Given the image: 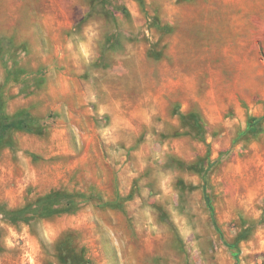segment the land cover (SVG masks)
<instances>
[{
  "label": "rangeland",
  "instance_id": "obj_1",
  "mask_svg": "<svg viewBox=\"0 0 264 264\" xmlns=\"http://www.w3.org/2000/svg\"><path fill=\"white\" fill-rule=\"evenodd\" d=\"M21 110L0 264H235L236 239L264 264V0H0V118ZM61 193L76 211L45 213Z\"/></svg>",
  "mask_w": 264,
  "mask_h": 264
},
{
  "label": "trees",
  "instance_id": "obj_2",
  "mask_svg": "<svg viewBox=\"0 0 264 264\" xmlns=\"http://www.w3.org/2000/svg\"><path fill=\"white\" fill-rule=\"evenodd\" d=\"M260 122V119L257 120ZM40 130L39 127H36L35 129L32 128V116L27 110H21L17 112L16 114L12 116H6L0 118V146L2 143H4L5 140L9 137L10 133L12 132H25V133H31L36 134ZM58 195H62L63 197H57V195L49 194L44 196L43 198H40V202L43 200L47 202L43 203V211L47 213L48 215L54 214V213H62L64 211L66 212H73L76 211V207H78V204L74 202V195H71L69 193H61ZM56 205V207H49L50 203H53ZM206 202L208 203V199H206ZM54 205V206H55ZM208 205H210L208 203ZM212 211V208H210ZM22 211H8L5 212V218L12 221V219L17 218ZM212 218H213V212H212ZM213 225L217 229V224L215 220L213 219ZM223 243L232 251V256L235 260V264L238 263V256L240 253V250L238 248V239L234 240L233 242H227L226 240H223ZM73 254L75 257L79 256L75 253V249H72L71 251L61 252L59 253V256L63 263L65 264H73ZM79 264H91L89 260H86L80 256L78 259Z\"/></svg>",
  "mask_w": 264,
  "mask_h": 264
},
{
  "label": "crops",
  "instance_id": "obj_3",
  "mask_svg": "<svg viewBox=\"0 0 264 264\" xmlns=\"http://www.w3.org/2000/svg\"><path fill=\"white\" fill-rule=\"evenodd\" d=\"M262 8H263V4H262Z\"/></svg>",
  "mask_w": 264,
  "mask_h": 264
}]
</instances>
